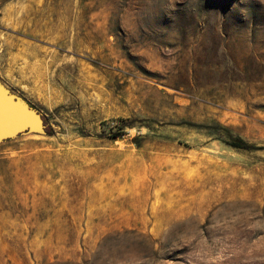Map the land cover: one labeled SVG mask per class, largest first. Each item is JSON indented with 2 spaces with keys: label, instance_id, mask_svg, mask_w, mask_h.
<instances>
[{
  "label": "rangeland",
  "instance_id": "1",
  "mask_svg": "<svg viewBox=\"0 0 264 264\" xmlns=\"http://www.w3.org/2000/svg\"><path fill=\"white\" fill-rule=\"evenodd\" d=\"M25 45L0 264H264V0H0V74Z\"/></svg>",
  "mask_w": 264,
  "mask_h": 264
},
{
  "label": "water",
  "instance_id": "2",
  "mask_svg": "<svg viewBox=\"0 0 264 264\" xmlns=\"http://www.w3.org/2000/svg\"><path fill=\"white\" fill-rule=\"evenodd\" d=\"M42 112L0 78V142L20 135H46Z\"/></svg>",
  "mask_w": 264,
  "mask_h": 264
},
{
  "label": "crops",
  "instance_id": "3",
  "mask_svg": "<svg viewBox=\"0 0 264 264\" xmlns=\"http://www.w3.org/2000/svg\"><path fill=\"white\" fill-rule=\"evenodd\" d=\"M19 58L24 59L22 64L19 62ZM7 64L6 69L1 68L0 74L5 81L4 83L7 82V85L23 88L26 95L38 96V90L44 87V85H38V82H42L46 76L42 66L44 61L41 60L38 50L32 48L31 45H25L18 49L15 54H10ZM13 64H17V66H11Z\"/></svg>",
  "mask_w": 264,
  "mask_h": 264
},
{
  "label": "trees",
  "instance_id": "4",
  "mask_svg": "<svg viewBox=\"0 0 264 264\" xmlns=\"http://www.w3.org/2000/svg\"><path fill=\"white\" fill-rule=\"evenodd\" d=\"M122 128V127H121ZM45 130L47 133H49V128L46 124ZM118 133H115L113 136H116ZM227 143L230 146L236 147V148H250L251 146L245 142L244 140H242L241 138L238 137H230V140L227 141Z\"/></svg>",
  "mask_w": 264,
  "mask_h": 264
}]
</instances>
